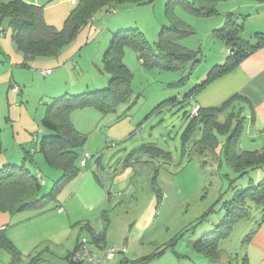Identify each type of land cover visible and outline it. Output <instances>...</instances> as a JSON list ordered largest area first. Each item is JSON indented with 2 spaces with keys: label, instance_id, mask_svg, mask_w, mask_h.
<instances>
[{
  "label": "rangeland",
  "instance_id": "1",
  "mask_svg": "<svg viewBox=\"0 0 264 264\" xmlns=\"http://www.w3.org/2000/svg\"><path fill=\"white\" fill-rule=\"evenodd\" d=\"M169 2L124 3L117 7L116 14L103 10L58 56L38 57L26 66L18 48H11L7 20L0 23L7 31L9 48L6 53L0 52V129L4 147L0 168L25 164L36 173L40 171L42 194L50 193L61 173L38 152L45 134L41 121L47 105L65 94L107 88L111 75L105 69L104 55L113 35L137 29L155 46L162 28L170 25L165 13ZM42 6L46 22L59 29L74 9L70 0H43ZM217 11L219 15L203 18L176 8L177 17L195 30L180 43L196 52L194 61L199 62L194 68L192 61L178 72L148 69L134 48L125 47L124 63L133 75L130 97L112 113L104 114L95 107L71 113L70 120L84 143L77 161L80 171L59 194L63 212L49 210L51 206L44 211L11 215L5 233L20 255L0 246V264H70V253L84 240L101 260L108 252H115L106 264L241 263L246 238L256 229L259 215L239 222L222 241L219 257L213 259L197 253L193 243L212 231L224 212L220 209L210 213L202 224L197 223L222 192L221 201L227 200L235 190L264 179V167L238 178L221 157L227 142L224 136H219L218 153H199L200 144L206 141L209 117L201 115L197 125L191 114L194 108L223 105L219 122L234 114L233 128L236 124L241 127L244 150L261 149L264 132L250 137L254 130L240 110L230 108L229 115L223 114L233 99L226 95L230 87L225 81L218 82L220 88L213 84L230 72L212 79L195 97L187 96L209 78L214 67L228 63L233 46L215 32L224 26L226 15L235 14L242 26L240 37L249 40L258 33L256 29L264 28V1L219 2ZM16 85L22 89L20 94L12 92ZM27 153L31 157L26 158ZM101 233L102 240H97Z\"/></svg>",
  "mask_w": 264,
  "mask_h": 264
},
{
  "label": "trees",
  "instance_id": "2",
  "mask_svg": "<svg viewBox=\"0 0 264 264\" xmlns=\"http://www.w3.org/2000/svg\"><path fill=\"white\" fill-rule=\"evenodd\" d=\"M154 1L75 0V3L71 1L74 9L61 29L46 22L45 8L42 5L31 4L26 0H11L7 3L0 1V23L7 20L11 29V39L19 52L23 54L25 59L23 66H26L28 61L38 57L58 56L65 47L73 43L84 28L92 24L99 12L105 10L116 14V9L120 4L146 5L152 4ZM224 1L229 0H170L165 7L170 25L162 28L155 46L151 45L144 34L137 29L115 33L110 47L104 55L105 69L111 75L108 87L80 95L65 94L54 99L47 105L44 118L41 121V127L45 134L39 142L38 152L43 155L51 168L61 173V177L55 182L50 193L43 195V177L40 171L36 173L25 164L22 166L4 165L0 168V213L17 215L26 211H44L51 206L49 210L62 208L58 201L59 194L70 180L77 177L80 171L77 161L80 158L79 150L84 143V138L70 120L71 113L77 109L95 107L100 112L108 114L117 111L118 107L128 100L132 92L133 75L124 63L125 47L134 48L139 60L148 69L164 68L178 72L192 61L194 68L199 62V60L194 61L196 52L185 49L180 43L194 35L195 30L177 17L176 8L181 7L186 14L195 17H213L219 15L217 5ZM252 1L261 3L264 0ZM241 28L235 14L228 13L224 26L215 31L223 41L233 46L230 48L231 55L228 63L224 66L214 67L209 73V78L197 85L187 97H195L197 92L200 93L212 82V79L228 74L247 57L264 46V34L256 33L251 39L246 40L239 35ZM6 35L7 31L0 27V37L3 38ZM15 87L19 88L18 93L13 92ZM12 92L20 94L22 89L16 85L12 88ZM232 103V100L229 101L228 108L223 112L224 115H229L230 108H234ZM221 107H200L198 116L191 114L193 123L196 122L197 125L201 122L199 119L201 115L209 117L206 141L200 144L201 148L198 149V152L201 154L209 151L213 154L218 153L217 149L221 147L219 136H224L223 138H227V142H224V149L220 154L222 153L221 157L228 167L238 173V178L264 167V146L256 151L240 153L237 151L242 129L237 124L233 128L236 121L231 119L234 115L232 113L223 123L219 122ZM217 111L219 112L216 114ZM239 121L242 124L243 119L240 118ZM193 123L191 124L193 125ZM3 153L0 129V156ZM26 155V158L31 157L29 153ZM223 194L225 192H222L219 199L201 216L197 223V225L202 224L210 213H217L221 209L224 213L219 224L193 243V249L197 253L204 257H212V259L219 257L222 252L220 247L222 241L230 236L239 222L253 219L256 215L260 216L256 229L246 238L245 246L264 223V179L259 183L250 184L246 188L235 190L233 196L221 201ZM5 231L6 229L0 230V246H7L15 255H20L7 239ZM103 234L97 236V240H102ZM73 252L70 253V256ZM240 264H248L246 256L241 259Z\"/></svg>",
  "mask_w": 264,
  "mask_h": 264
},
{
  "label": "crops",
  "instance_id": "3",
  "mask_svg": "<svg viewBox=\"0 0 264 264\" xmlns=\"http://www.w3.org/2000/svg\"><path fill=\"white\" fill-rule=\"evenodd\" d=\"M26 1L31 4L42 5L43 0ZM256 30H259L257 31L258 33L264 34V28H258ZM6 36L3 38L0 37V52L2 53H6L9 50L5 40ZM12 45H15V43L11 40V48ZM221 81H225L230 87V93L228 91L226 95L232 96V104L235 111L240 110L241 115H246L247 119L244 118L249 123L251 131L254 130L255 134L254 132L251 133L250 137H256L258 136V132H264V46L242 61L237 69L230 72L223 80L215 82L213 86L220 88V85L217 84ZM218 90L219 89L216 91ZM242 144L243 140L239 142L238 145L237 151L239 153L250 151L247 147V149L244 150ZM10 222V214L0 213V230H7V226ZM92 252L94 255L98 256L97 253L94 251ZM245 256L248 259V264H264V223L259 227L253 239L245 246Z\"/></svg>",
  "mask_w": 264,
  "mask_h": 264
},
{
  "label": "built area",
  "instance_id": "4",
  "mask_svg": "<svg viewBox=\"0 0 264 264\" xmlns=\"http://www.w3.org/2000/svg\"><path fill=\"white\" fill-rule=\"evenodd\" d=\"M73 3H75V0H71ZM49 74L50 71H47ZM13 92L18 93L19 88L15 87L13 89ZM200 108H194L193 110V116H196L199 112ZM59 213L63 212V209H58ZM88 242L83 241L80 244H78L76 250L72 253L70 256V264H106L107 260H111L115 256L114 251H110L107 253L106 259L101 260L96 255L93 254V252L87 247Z\"/></svg>",
  "mask_w": 264,
  "mask_h": 264
}]
</instances>
